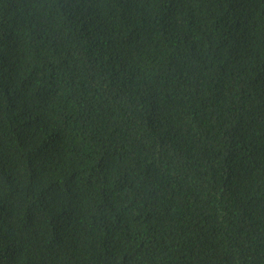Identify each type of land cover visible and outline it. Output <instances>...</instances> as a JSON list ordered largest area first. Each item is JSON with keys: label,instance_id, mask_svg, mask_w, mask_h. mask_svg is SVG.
<instances>
[{"label": "trees", "instance_id": "1", "mask_svg": "<svg viewBox=\"0 0 264 264\" xmlns=\"http://www.w3.org/2000/svg\"><path fill=\"white\" fill-rule=\"evenodd\" d=\"M0 264H264V0H0Z\"/></svg>", "mask_w": 264, "mask_h": 264}]
</instances>
